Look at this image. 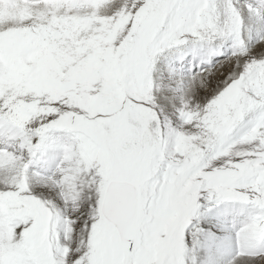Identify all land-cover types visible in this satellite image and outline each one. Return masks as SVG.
<instances>
[{
	"label": "snow or ice",
	"instance_id": "snow-or-ice-1",
	"mask_svg": "<svg viewBox=\"0 0 264 264\" xmlns=\"http://www.w3.org/2000/svg\"><path fill=\"white\" fill-rule=\"evenodd\" d=\"M0 264H264V0H0Z\"/></svg>",
	"mask_w": 264,
	"mask_h": 264
}]
</instances>
